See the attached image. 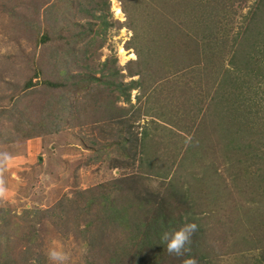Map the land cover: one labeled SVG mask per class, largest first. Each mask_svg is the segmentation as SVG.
I'll return each instance as SVG.
<instances>
[{"label": "rangeland", "instance_id": "1", "mask_svg": "<svg viewBox=\"0 0 264 264\" xmlns=\"http://www.w3.org/2000/svg\"><path fill=\"white\" fill-rule=\"evenodd\" d=\"M258 2L0 0V208L9 212L14 230L22 226L24 234L33 233L39 238L33 256L39 254L45 264H53L47 256L49 248L62 247L70 255L67 264H108L104 249L112 241L120 242L121 239L123 242L129 229L105 225L103 229L92 226L87 232L82 233V230L87 221L97 218V214H106L100 201L113 181L136 170L146 175L150 165L154 173H167V176L159 178L147 174L150 179L146 189L149 190L164 188L177 171L199 172L203 169L200 172L202 183L206 191H212L214 182L211 183V178L214 168L217 169L224 185L216 188H226L222 197L217 199L215 196L214 199L215 193L191 189L196 196L193 195L191 200L187 197L175 215H182L184 220L193 215L196 219H203L199 223L214 249V264H245L246 259L240 256L245 244L240 238L243 235L238 234V224L242 222V228L253 241L260 235L252 233L253 236L247 231V221L249 226L257 225L251 221L255 220L253 212L249 214L251 219L242 221L241 218L249 209L246 201L263 195L264 190V158L257 159L256 154L261 151L257 153L255 150L256 146L264 144V125L257 124L264 122L259 118L264 116V101L257 102L264 95V88L259 96H251L253 105L258 104L254 106L249 104L250 100L244 101L243 95L248 97L244 88L230 95L226 90L227 78L221 72L226 67L232 69L231 56L236 50H216L211 55L210 48L205 50L198 25H206V20L212 21L211 26H216L219 36L227 38L230 45L233 34L241 29L240 25H245V18H249ZM170 26L177 38L161 43L157 34L164 35L163 29L168 30ZM44 33L51 39L48 45L40 41ZM185 33H189L190 39L193 37V47L189 38L183 41ZM68 39L72 40L71 53L65 58L60 54L51 58L52 46L66 44L64 41ZM48 59L65 60L67 67L60 65L57 69L64 70L65 74L56 72L53 75L51 65L46 63ZM102 64H106L105 68ZM110 66L120 71V81L137 80L141 83L139 89L131 91L130 104L121 99L116 103L112 119H109L110 113L101 112L104 105L98 107L108 94V88L101 84H90L88 89L82 90L74 88L69 92L68 109L64 112L58 101L59 96L66 93L64 89L52 91L37 85L32 93L21 91L34 68L40 67L51 80L58 77L65 80L67 75L76 76V70L80 75L99 77L105 71L99 72L98 69L107 70ZM41 70L38 76L43 81L46 76ZM138 70L139 75L130 77ZM248 85L253 86V82ZM52 95L56 101L50 103ZM228 95L234 97L231 105L226 99ZM122 108L127 109L129 115L140 114V119L131 122L133 131L144 129L146 134L150 132L157 138V141H148L145 149L148 157L141 160L144 165L138 162L134 168L123 169L120 160L117 134ZM227 109H231L230 112ZM51 113H55L54 120ZM40 120L45 131L53 125H58L59 130L28 139V134L37 131L35 127ZM238 131L244 138L250 137L255 147L247 161L241 152H227L228 158L237 156L241 159H237L239 162L246 161L241 163L243 168L246 163L252 165V168L242 170L238 180H232L229 174L231 165L228 167L224 160L221 164L225 157L221 148L234 139ZM130 153L136 154L137 159L144 158L142 151L130 150ZM185 156L188 157L183 161ZM98 157L100 161H96ZM118 162H121L119 167ZM185 180L189 183L186 186L191 188L192 180L188 176ZM255 188L259 193H255ZM61 202L72 203L78 211L87 209L79 216L75 215V209L62 214L57 206ZM54 207L55 215L50 219L47 215L53 214L51 209ZM25 210L28 212L25 214L26 223L21 219ZM34 210L44 213L43 217L39 214L41 221H37L38 214L32 212ZM93 232L96 237L105 232L102 238L105 245H99L91 253L87 252L83 242ZM220 236L225 238L224 243L220 242ZM17 246L14 251L22 252L28 243ZM126 263L121 261L120 264Z\"/></svg>", "mask_w": 264, "mask_h": 264}, {"label": "trees", "instance_id": "2", "mask_svg": "<svg viewBox=\"0 0 264 264\" xmlns=\"http://www.w3.org/2000/svg\"><path fill=\"white\" fill-rule=\"evenodd\" d=\"M258 1L259 2L256 4L253 10L254 12L252 11V13L249 15V18H245V25L243 27L242 25H240L241 29L233 34V43H231L230 45H228L226 42L227 38H225L224 36H219L218 28L216 26H211V24H213L211 23L212 21L206 20L204 21L206 25H198V28L200 29L198 32H200V37L203 36L202 41L203 43H205V50L206 48H210L211 55H213V52L215 53L216 50L219 52L222 49L228 50V52L233 49L236 50L234 56H231L232 69L227 67L223 68L221 73L224 72L222 76L227 78L226 90H229V94L231 95L233 92L235 93V91L244 88V91L248 93V97H245V95H243L244 101L250 100L251 103L249 102V104L251 106L253 105L251 96H259L260 94L258 93L263 92L262 88H264V0ZM160 24L163 25L165 23ZM173 30L174 29H172V27L170 26V29L168 30L163 29L164 35L157 34L159 36V39L161 40L160 42L166 43L171 40L174 41L177 37H175V35L173 34ZM158 32L161 31H159L158 29ZM188 34L185 33L183 41H188ZM195 36L197 35L195 34ZM192 39L193 37L189 41V43L191 42V47L194 46V39ZM50 40L51 39L49 35L46 33L40 36V41L42 44L46 43V45H48L49 42H51ZM66 41V44L55 43L54 46H52L53 56H51V58L55 56L57 58L58 54L61 55V58H65V56L71 53L70 42H72V40L68 39L64 42ZM218 45H220L221 47L216 48V46L218 47ZM236 45H238L237 48H235ZM158 49L160 50V47ZM212 59L214 60V57ZM217 62L222 63L220 61ZM46 63L47 65H51L50 69L53 72V75H55L56 72L58 75L65 74L64 70H57L58 66L60 65L61 67H67V62L65 60L62 59L61 61L59 59L58 61H54L48 59ZM106 64H102L101 66L105 68ZM110 65L113 66V64ZM111 66L108 67L107 70H104L102 68L98 69L99 72L105 71L104 73L101 72L102 74L99 77H96L95 74L93 76L90 74L80 75L77 74L78 71L76 70V76L67 75L64 78L65 80H62L59 77L51 80L48 74H45L40 67L39 69L34 68L31 77H29L23 83L21 91L27 90L32 93L34 90L33 87H36L37 85H42L44 89L52 91L64 89V92L66 93H62V95H60L58 99V101L60 102L59 104H61L62 106V111L64 112L68 109L70 99L69 92L71 93L74 88L82 90L90 86V84H101V86H105L108 88L109 98L107 94V96L105 97L107 98V101H105L104 98L98 103V107L104 105L105 107L101 110V112L103 113L104 111L108 112V114L110 113L109 119H112V113L115 112L116 103L121 99L125 104H130L131 91L139 89L141 83L137 80H130V82L128 83L120 81L118 79L120 71L118 69H114ZM40 70L42 74L46 76V78H43V81L40 80L38 76V71ZM95 71L96 70H94L93 72L95 73ZM217 72L219 73L220 71L217 70ZM139 74L140 71L138 70L137 74H132L130 75V77ZM220 81L224 83L221 79ZM252 82L253 86H249L248 84L251 85ZM254 87H257L256 91L254 90ZM68 88H70L69 91ZM249 93H251L250 96ZM230 95H228V98L226 99L231 105L234 97L232 96L231 98ZM262 96L260 100H257V102L264 101V95ZM52 97L50 103H53L52 100L54 102L56 101V99H54V95H52ZM17 98L15 101H18ZM51 105L52 104H50V106ZM230 105H228L229 108ZM121 110V126L120 131L117 135L119 136V146L122 150H119V154L121 155L120 160L123 161L122 167L123 169L131 167L134 168V166L138 162L141 163V165H144V162L141 160L148 157V155L145 156L146 146L149 144V142H154L155 140L157 141V138L150 132L146 134L147 132L144 129L141 132L133 131L134 127L131 122H135V119H140L139 112H135V114L131 113L129 115V111L127 109L122 108ZM230 110L231 109H227V111L229 112ZM236 115L238 114L236 113ZM51 117L54 120L55 113H51ZM259 118L264 119V116ZM158 123L159 122H157L156 126L159 127ZM257 124H260L262 126L264 125V122H258ZM251 126L254 127V125ZM35 128H37V131L33 132V134H28V139L42 135L45 136L47 134L50 135L59 130L58 125H53L47 131H45V125L41 123V120L37 122ZM249 135L252 134L249 132ZM231 139L229 140L230 142L225 143L221 148L222 151L225 152V157L221 160V164L224 161L225 164L228 163V167L230 164V178L232 180H238L243 169L252 168V165H249V163L243 165V168L241 163H244L249 159L248 156L253 153L252 151L255 147V145L253 144L255 142H252L250 137L247 139L241 136L239 131L236 137H234V139L232 140ZM129 144H131L130 149H127V146ZM229 145H234L235 148H232V146ZM259 147H255L257 153L258 151H261L259 155L256 154V158L263 160L264 144L260 145ZM130 150L142 151L144 158L136 159V154L134 156L131 155ZM227 152H241L240 154H243V156L246 157V161L239 162V160L241 159L237 156H235V159L231 156L230 158H228ZM187 157L188 156H185L183 161L186 160ZM231 158L233 160H230ZM100 160L101 159H99V157L96 159V161ZM178 164H181V162H179ZM119 166H121V162H118L117 167ZM114 167H116V165ZM148 167H150V169L147 171L146 175L136 170L133 173H130L128 176H125L126 173H124L119 179L113 181L108 187V191L101 197L100 201V205L104 207L106 214L102 216L97 214V218L87 221L85 228L82 230V233L87 232L88 229H90L92 226L95 229H103L105 225L111 226L113 228L114 226H116L115 229H129L127 236L124 238L123 242L121 239L120 242L115 239L116 241H112L110 246L107 249H104L105 257L108 258V264H120L121 261H126V264H183L185 260L190 261L192 258H195L196 264H214V261L212 259V257L214 256V249L210 244V241H207V236L205 235L204 229L201 228L199 223L202 222L203 219H196V215H193L189 219L184 220V217L181 215V213V216H176L175 212L178 211L177 209H179L183 203L185 204L187 197L191 200L193 199V195L196 196L195 192V194H193L195 188H199L200 191H203L206 194L215 193L214 199L215 196L217 197V199L219 196L222 197L223 191L226 188L219 189L224 185V181L222 177L217 174V169L214 168L213 177L211 178V183L214 182V188L212 191H210V189L206 191L205 189L207 188L202 183V174L200 172L203 169H201L199 172L192 171L181 173L177 171V175L171 180H168L167 185L164 188L161 187L157 190H149L146 189V186H149L148 179L150 178L148 175L164 178L167 176V173H154V168L150 165H148ZM186 176H188L192 180L190 182V184L192 185L191 188H189L190 186H186L187 184H189L185 180ZM217 186H219V188H216ZM255 193H259L256 188ZM261 194L263 195H259L254 199L246 201L249 203V209L243 214V217L241 218L242 221L245 219L249 220L251 219L249 218L250 212H253L255 214V220L251 219V221L253 223L257 222V225L249 226V222L247 221V231L250 232L251 235L260 234L257 236V239L253 241V238H251L250 235L248 236V233L242 228V222L241 224H238V226H240V228L237 229L238 234L239 236L243 235L242 237L240 236V238L245 244V246H243L244 248L240 250V256L246 259L245 264H264V190ZM68 202H61L60 205H57L58 211H62V214H68L70 210L75 209V215L77 214L79 216V213H82L85 209H87H79L78 211L76 208H74L72 203ZM90 203H93V201H91ZM87 207H90V205H88ZM55 210L56 207L51 209V213L53 214L47 215V217H50V219H52V217H54L53 215H55ZM32 212H34L36 215L38 214L37 221L42 220V218L39 217V214H42L43 217L44 213L40 212L39 210H34ZM26 213H28L27 210L23 212L24 218H21L24 222L27 218V215L25 216ZM203 213L205 214L206 212ZM8 215V211L0 208V264H30V261L33 259H35L38 264H45V261L40 257L39 254H37L36 256L32 255L33 248L35 249V247H38L39 238L33 233L24 234L22 226H18L17 229L14 230V228H12L13 222ZM185 223H195L198 226L197 231L192 237V243L190 245L191 250L189 252H186L181 257L169 255L166 251H164L163 245H161L159 242L160 234L163 229L179 228ZM221 225L224 224L221 223ZM94 234L95 232L89 234L86 237V241L83 242V244L88 249L87 252L93 253L99 245L103 243L105 245L104 240H102V238L104 237L103 234H105V232L101 233L98 237H96L97 235L95 236ZM219 239L220 242L224 243L225 238H222V236H220ZM23 242L28 243V247L23 248L22 252H15L14 249H18L17 245L22 244ZM20 257L22 258L20 259ZM124 257H127L128 259L124 260Z\"/></svg>", "mask_w": 264, "mask_h": 264}, {"label": "clouds", "instance_id": "3", "mask_svg": "<svg viewBox=\"0 0 264 264\" xmlns=\"http://www.w3.org/2000/svg\"><path fill=\"white\" fill-rule=\"evenodd\" d=\"M197 229L198 226L195 223H185L179 228L174 229H163L159 242L163 245L164 251L169 255L181 257L191 250L192 237ZM47 256L53 264H67L70 259L69 253L64 251L62 247L49 248ZM30 264H36V260H31ZM183 264H196L195 258H192L190 261L185 260Z\"/></svg>", "mask_w": 264, "mask_h": 264}, {"label": "crops", "instance_id": "4", "mask_svg": "<svg viewBox=\"0 0 264 264\" xmlns=\"http://www.w3.org/2000/svg\"><path fill=\"white\" fill-rule=\"evenodd\" d=\"M137 159V158H136Z\"/></svg>", "mask_w": 264, "mask_h": 264}]
</instances>
